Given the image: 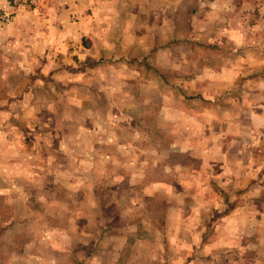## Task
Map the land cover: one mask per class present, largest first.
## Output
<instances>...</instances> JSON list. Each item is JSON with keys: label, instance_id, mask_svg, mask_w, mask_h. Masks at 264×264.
<instances>
[{"label": "clouds", "instance_id": "clouds-1", "mask_svg": "<svg viewBox=\"0 0 264 264\" xmlns=\"http://www.w3.org/2000/svg\"><path fill=\"white\" fill-rule=\"evenodd\" d=\"M0 264H264V0H0Z\"/></svg>", "mask_w": 264, "mask_h": 264}]
</instances>
